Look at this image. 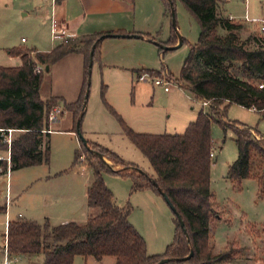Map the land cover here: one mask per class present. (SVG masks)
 <instances>
[{
    "label": "rangeland",
    "instance_id": "1",
    "mask_svg": "<svg viewBox=\"0 0 264 264\" xmlns=\"http://www.w3.org/2000/svg\"><path fill=\"white\" fill-rule=\"evenodd\" d=\"M44 3L42 0H0V65L21 66V58L11 55L10 50L46 53V50H52L60 43L53 38L50 19L41 12ZM137 7L138 22L149 30L155 42L169 47L178 44L181 38L185 42L176 49L161 52L160 46L150 40L105 39L100 46V57L93 62L82 131L87 139L94 140L95 137L93 142H99L126 162L137 165L155 177L148 159L124 135L118 118L109 106L133 131L156 135L185 133L199 113L208 112L210 106H203V100L198 99L180 81L191 46L200 37L197 20L179 0L175 1L174 18L163 0H137ZM237 7L244 9L241 2ZM141 12L147 15L146 21H140ZM250 16L245 13L240 19L243 23H237L243 25L239 30L241 41L246 43L247 48L254 49L260 45L258 37L264 36V32L260 29V23L249 21L257 16L264 18V0H255V9ZM56 65L44 72L41 97L47 100L60 92L70 101L73 78L65 75ZM139 70L146 72L143 79ZM157 78L169 82L171 89L165 91L164 85H156ZM219 111L223 114L221 120L227 124L224 129L225 124L215 121L211 127L214 140L211 189L217 212V217L210 222L213 253L227 251L231 246L242 247V258L221 264H264V196L260 195V183L255 177H249L238 186L227 178L229 166L238 158L236 132L232 126L237 124L240 128H250L258 139H263L264 112L228 102L222 103ZM66 113L62 131L53 132L50 136L49 163L16 169L11 171L10 176H0V191L5 193L8 187L10 189L13 202L7 211L12 220L19 219L20 214L22 218H30L32 215L27 210H33L38 214L36 218L40 221L36 222L40 224L45 222V217L49 218L52 226L61 225L59 223L66 217L84 224L90 212H97V209H88L86 204L85 185L91 172L86 167L87 157L84 153L76 162V153L82 151V144L77 132L71 131L75 127L70 125L69 114ZM56 126L57 123L52 124V128ZM17 134L14 132L13 138ZM5 145L0 149V156L6 155ZM262 163V159L255 158L256 172L261 169ZM104 178L118 205L131 206L129 220L144 237L149 254H164L175 239L176 223L174 213L163 196L153 189L134 191L130 176L106 172ZM0 204L5 205V200L0 199ZM49 215L54 217L53 221ZM5 219L6 212H0V236L8 228ZM2 242L0 238V260L3 259ZM40 262L41 258H35L31 264ZM13 264H28V261L20 259ZM177 264L194 262L190 260Z\"/></svg>",
    "mask_w": 264,
    "mask_h": 264
},
{
    "label": "trees",
    "instance_id": "2",
    "mask_svg": "<svg viewBox=\"0 0 264 264\" xmlns=\"http://www.w3.org/2000/svg\"><path fill=\"white\" fill-rule=\"evenodd\" d=\"M163 1L174 18L176 0H171L173 6L169 0ZM179 1L200 25L199 40L191 46L180 81L198 99L211 101L209 111H201L183 134L156 135L133 131L109 106L118 118L124 135L148 159L155 177L128 168L138 166L126 162L109 148L88 140L89 147L101 152L113 164L110 165L80 140L82 151L76 153V162L82 153L86 155L85 161L93 173V182L87 191L88 207L98 212L90 213L85 224L72 221L52 226L48 219L40 224L21 217L10 221L8 232L12 254L44 255L42 264H73L77 256L93 257L98 261L114 257L116 264H157L163 258H170L172 261L166 264H177L185 262L179 259L191 251L194 255L188 261L194 264H221L242 258V247L231 246L227 251L213 253L210 222L217 217V212L211 189L214 143L211 127L217 121L225 124V129L227 123L221 120L223 114L219 111L224 102L248 109H264V89L258 86L260 81H264V36L258 37L260 45L257 48H247L239 36L243 25L220 12L221 3L225 0ZM104 34L72 38L46 53L21 49L9 51L22 60L19 67L0 65V128L6 130L5 135L8 129L18 132L11 146L12 171L49 163L51 158V132L46 130L50 129L49 114L61 99H42L40 89L45 68L37 73L36 66L40 64L51 68L70 54L84 55V81L79 98L73 103H64L65 110L73 114V131H76L78 122L82 130L86 114L85 96L90 88V52L97 39ZM144 35L155 40L150 34ZM100 46L101 42L97 44L94 59L100 57ZM147 71L154 73L153 70ZM138 72H141L140 77L146 73ZM232 128L236 132L238 158L229 166L227 178L240 186L242 180L255 177L260 183V195L264 196V138L258 139L250 128H240L237 124ZM254 132L258 134L256 130ZM3 138L0 131V149L5 145ZM258 157L263 163L256 172L255 158ZM114 166L120 168L115 169ZM106 172L132 177L134 191L153 189L161 195L151 181L154 178L170 198L184 226L173 212L175 239L164 254H149L144 237L129 220L131 206L117 204L105 182ZM0 212H6L5 205L0 204Z\"/></svg>",
    "mask_w": 264,
    "mask_h": 264
},
{
    "label": "crops",
    "instance_id": "3",
    "mask_svg": "<svg viewBox=\"0 0 264 264\" xmlns=\"http://www.w3.org/2000/svg\"><path fill=\"white\" fill-rule=\"evenodd\" d=\"M240 2L244 5V9L243 8H241V10L238 9L237 4H240ZM221 7H222L221 10L225 16L231 17L233 20H235V22H242L240 21V19L243 18L245 13L250 16L251 12L252 11L254 12L255 0H225L224 2L221 3ZM41 12L45 14L46 18L50 19L52 24V29H53V21L56 20L60 25V27H64L66 29L67 34L70 38H78V37H83L98 33H125V34L138 33L142 35L149 34L148 32L149 30L143 28L142 24L138 22L137 0H57L54 5L52 4L51 1H48L44 3V7L41 8ZM142 13L143 12H141L140 14L141 17H139V19L141 18L140 21L142 19L146 21L147 15H143ZM254 18L255 19L253 21H249V20L246 21L255 22L256 20H264V18H262L261 16H257ZM115 38H124V37H115ZM105 39L101 41V44L105 41ZM129 39H136V38H129ZM138 40L148 41L146 39H138ZM49 51H51V49L46 50V52ZM84 62H85V57L81 53L70 54L64 57L59 62H57L56 66L59 65L60 69L63 70L65 75H70V78L71 77L73 78V81L71 82L74 84L73 95L70 101H67V99L64 96L60 95V92H57V94L52 95V97H59L61 99L59 102L60 105L64 106L65 102L73 103L79 98L84 81ZM73 67L75 69H73ZM70 73L73 74L74 76H72ZM71 82H69L68 84H70ZM66 114H69L70 119L68 121L70 125L74 127V118L72 112L67 111ZM63 121H64V115L61 118L60 122L57 123L56 128L54 127L52 128L51 134L53 132L62 131L61 129L64 124ZM71 131H73V129ZM93 138L94 140L96 139L95 137ZM89 139L92 140L91 138L88 137V140ZM86 167L91 172V177L85 185V197H86V204L88 206L87 191H88V187L93 182V173L87 164ZM7 209L8 208H6V219H5L6 227H8L10 221H13L10 218ZM88 209L90 208L88 207ZM27 212H29V215L32 216H30V218H23V219L40 221L36 218L38 217V214L34 213L33 210L32 211L27 210ZM19 216H21L22 218L21 214ZM49 217L53 221L54 217L52 215H49ZM44 219L49 220L48 217H45ZM67 222H72V220H70L69 217H66L63 218V220L59 224H63ZM53 225H56V223H53ZM35 258H39V259L41 258V262H40L41 264L43 263L44 255H38L32 257L21 256V259L27 260L28 264H31L32 260ZM243 260L246 263H250L245 258H243ZM73 264H116V259L114 257H105L103 260L98 261L93 257L84 258L82 256H77L75 257Z\"/></svg>",
    "mask_w": 264,
    "mask_h": 264
},
{
    "label": "built area",
    "instance_id": "4",
    "mask_svg": "<svg viewBox=\"0 0 264 264\" xmlns=\"http://www.w3.org/2000/svg\"><path fill=\"white\" fill-rule=\"evenodd\" d=\"M45 2L51 1L52 4L54 5L56 3L57 0H43ZM230 19H232L230 17ZM248 20V19H247ZM253 21V20H251ZM255 22H258L261 24V31L264 32V20H256ZM53 38L57 41H60V43L62 42H66L69 39H72L68 36L67 31L64 27H60V25L58 24V22L56 20L53 21ZM44 66L43 65H37L36 66V72L40 73L44 70ZM144 76V75H143ZM143 76H141L140 78L143 79ZM155 84L156 85H164V90L165 91H169L171 89V85L169 82L164 81V79L162 78H157L155 80ZM260 89H264V81H260L258 84ZM212 103L211 101L208 100H203V106H211ZM252 110L258 111V112H262L264 111V109L259 110L256 107H253ZM65 113V108L63 105H56L50 112L49 114V123H50V129L46 130V132H51L52 131V124H56L58 123L61 118L63 117ZM0 131L2 132V135L4 136L3 138V143H5L7 145L6 148V155L5 156H0V176L3 174H7L8 176H10L11 173V168H12V158H11V146H12V140H13V133L17 132V130L14 129H8V134H4L5 133V129H1ZM214 149V147H213ZM212 149L211 152V156H214V151ZM81 157V156H80ZM83 158V157H82ZM0 199H4L5 200V206L6 208H8V206L11 204L12 202V197H11V193H10V189L9 187L7 188L6 192L3 193L0 191ZM0 238H2V255H3V259L0 260V264H13V263H17L20 259L21 256L19 255H14L11 253L10 248H9V232H8V228L5 234H3L2 236H0Z\"/></svg>",
    "mask_w": 264,
    "mask_h": 264
},
{
    "label": "water",
    "instance_id": "5",
    "mask_svg": "<svg viewBox=\"0 0 264 264\" xmlns=\"http://www.w3.org/2000/svg\"><path fill=\"white\" fill-rule=\"evenodd\" d=\"M170 1V4L173 6V3ZM174 10V9H173ZM175 21V20H174ZM174 26H176L174 24ZM115 38V37H124V38H136V39H146V40H150L152 42H155L153 39H150L148 37H146L145 35H142V34H138V33H133V34H121V33H106L104 34L103 36H101L99 39H97V41L95 42V44L93 45L92 47V50L90 52V62H89V75L91 76V72H92V67H93V62H94V53H95V49L97 47V44L99 42H101L103 39L105 38ZM157 43V42H155ZM183 44V39L181 38L180 39V42L172 47H169V46H165V45H162L161 43H157V45L160 46V48H162L164 51H167V50H171V49H176L178 48L179 46H181ZM50 67L49 66H46L45 67V70L46 71H49ZM89 83H90V77H89ZM88 97H89V90L87 91L86 93V96H85V103H84V106L87 107V102H88ZM76 132H77V135L79 136L80 140L83 142V144L88 148L90 149L92 152H94L95 154H97L99 157H101L102 159H104L105 161H107V159L104 157V155L101 153V152H98V151H95V150H92L90 147H89V143H88V139L85 137L84 133L82 132L81 130V124L80 122L77 123V127H76ZM109 163V161H107ZM110 165H112L111 163H109ZM130 169H136L138 170L139 172L141 173H145L143 170L139 169V168H134V167H128ZM151 181L152 183L158 188V190L160 191L161 195L163 196V198L165 199V201L167 202V204L169 205V207L171 208V210L178 216V218L180 219L181 221V225L184 226V221L182 220L181 216L179 215L178 211L176 210L175 206L173 205V203L171 202L170 198L167 196V194L161 189V187L159 186V184L156 182V180L154 178H151ZM186 232V231H185ZM194 255V251H191L189 255H187L186 257L182 258V259H179V260H182V261H188L189 259L192 258V256ZM172 261V259L170 258H163L161 261H159L157 264H166L168 262Z\"/></svg>",
    "mask_w": 264,
    "mask_h": 264
}]
</instances>
